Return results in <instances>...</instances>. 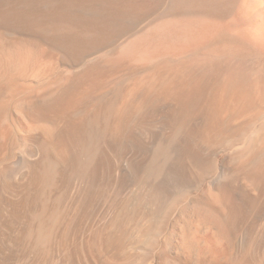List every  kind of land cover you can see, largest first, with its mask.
Wrapping results in <instances>:
<instances>
[{"label":"bare ground","instance_id":"bare-ground-1","mask_svg":"<svg viewBox=\"0 0 264 264\" xmlns=\"http://www.w3.org/2000/svg\"><path fill=\"white\" fill-rule=\"evenodd\" d=\"M237 3L0 0V264H264Z\"/></svg>","mask_w":264,"mask_h":264},{"label":"rangeland","instance_id":"rangeland-1","mask_svg":"<svg viewBox=\"0 0 264 264\" xmlns=\"http://www.w3.org/2000/svg\"><path fill=\"white\" fill-rule=\"evenodd\" d=\"M250 2H251V4H250ZM257 2H258V4H257ZM260 2H263V5H264V0H238V3H237V7H236V12H235V14L234 15H236L235 17L236 18H238V19H240L241 21H243L244 22V24H245V27H246V29L248 30V33L250 32V31H252L250 34H246L247 35V37L249 38V40L254 44V45H257V46H259V47H261V48H264V9L262 10V7L264 8V6L262 5V3H260ZM257 4V5H256ZM261 8H260V7ZM252 7V8H251ZM256 7V8H255ZM258 7L260 8V9H258ZM254 11V12H252V11ZM257 10V11H256ZM261 10V13L259 12ZM251 12L252 13H254V14H252V15H250V16H248V14H251ZM255 12H257V13H259V14H257V13H255ZM243 13V14H242ZM263 13V14H262ZM245 14V15H244ZM242 15H244V16H242ZM254 15V16H253ZM263 15V16H262ZM246 16V17H245ZM251 16H253V19H252V17ZM255 16H258V17H255ZM235 17H229L228 19H227V22H228V25H230L231 24V22L234 20V18ZM241 17V18H240ZM244 17L245 18H247V19H245V20H242V19H244ZM249 17H251V19L249 18ZM256 19H255V18ZM260 17V18H259ZM248 20V21H247ZM252 20V21H251ZM255 21V22H254ZM249 24V25H248ZM249 26V27H248ZM253 26V27H252ZM248 27V28H247ZM251 27V28H250ZM253 30L255 31L254 33H253ZM253 33V34H252ZM257 33V34H256ZM253 35V36H252ZM262 43V44H261ZM261 45V46H260Z\"/></svg>","mask_w":264,"mask_h":264}]
</instances>
